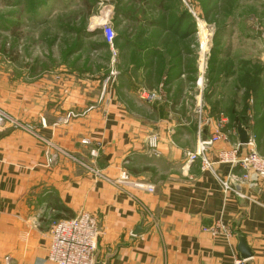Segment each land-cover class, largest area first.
I'll use <instances>...</instances> for the list:
<instances>
[{
	"label": "crops",
	"instance_id": "obj_1",
	"mask_svg": "<svg viewBox=\"0 0 264 264\" xmlns=\"http://www.w3.org/2000/svg\"><path fill=\"white\" fill-rule=\"evenodd\" d=\"M69 73L0 86V108L9 116L0 132V264H55L48 259L54 222L82 211L97 216L96 254L105 261L112 253L110 264H264V185L246 189L247 198L226 193L213 172L185 160L201 135L216 130L220 109L210 106L214 121L199 135L182 72L158 85L155 100L144 98L139 84L125 89L119 79L103 91L83 84L81 70ZM70 112L69 123H57ZM238 127L227 119L228 140L212 147V159L241 143ZM256 149L264 153L261 143ZM47 151L57 153L52 165ZM123 168L155 191L119 185ZM143 219L146 230L135 234ZM218 224L221 233L209 230ZM241 235L251 257L241 255Z\"/></svg>",
	"mask_w": 264,
	"mask_h": 264
},
{
	"label": "rangeland",
	"instance_id": "obj_2",
	"mask_svg": "<svg viewBox=\"0 0 264 264\" xmlns=\"http://www.w3.org/2000/svg\"><path fill=\"white\" fill-rule=\"evenodd\" d=\"M70 69L103 91L110 77L107 87L120 79L125 89L160 92L182 72L190 118L202 99L208 114L211 106L246 122L264 147V0H0V86Z\"/></svg>",
	"mask_w": 264,
	"mask_h": 264
},
{
	"label": "built area",
	"instance_id": "obj_3",
	"mask_svg": "<svg viewBox=\"0 0 264 264\" xmlns=\"http://www.w3.org/2000/svg\"><path fill=\"white\" fill-rule=\"evenodd\" d=\"M103 35L111 47L115 45L116 31L112 22L105 23L103 27ZM108 78L107 82L109 81ZM105 84L104 91L107 87ZM143 97L148 100L158 99V92L143 91ZM195 112L197 115V123L199 135L204 132L207 126L213 123V116L208 114V106L203 103L202 99H198ZM74 117L73 112L58 117L57 123H69ZM9 118L0 108V132L6 127V121ZM216 130L208 136L201 135L199 137L195 150L185 153L187 164L199 161L201 167L205 170L213 172L220 181L223 190L226 193H235L239 197L247 198V190L252 189L258 183L264 185V153H260L256 149L255 139L247 143L249 150L242 152L241 145L235 144L229 148H221L217 151V159L214 160L209 156L212 147L219 141H227L228 134L222 129L227 122L226 116L222 113L219 120L216 119ZM87 142V141H84ZM153 151L157 153L158 136L153 135L151 140ZM96 152L93 151V154ZM57 153L47 151V165L54 163ZM224 165H230L228 171H223ZM223 167V168H222ZM239 168V171L236 170ZM117 183L122 187H135L148 191H155V186L144 181L133 179L130 171L123 168L117 178ZM221 226L215 225L209 227L213 233H221ZM100 226L98 218L95 214L82 211L78 215L69 218H62L54 222L49 246V261L55 264H94L98 242L100 237ZM236 264H246L243 259H237Z\"/></svg>",
	"mask_w": 264,
	"mask_h": 264
},
{
	"label": "water",
	"instance_id": "obj_4",
	"mask_svg": "<svg viewBox=\"0 0 264 264\" xmlns=\"http://www.w3.org/2000/svg\"><path fill=\"white\" fill-rule=\"evenodd\" d=\"M238 135H239V140L241 142V144H247L251 141V135H250V132L248 130V128L242 123H238ZM144 219L143 221L136 227L134 233L135 234H139V233H142L144 232L146 229L143 227L144 225ZM240 251H241V255L245 258L247 257H251L252 256V250L251 248L248 246L247 244V240H246V237L245 236H240ZM98 253L95 255V259H94V264H110V259H111V254L107 255L105 261H101L98 259Z\"/></svg>",
	"mask_w": 264,
	"mask_h": 264
},
{
	"label": "trees",
	"instance_id": "obj_5",
	"mask_svg": "<svg viewBox=\"0 0 264 264\" xmlns=\"http://www.w3.org/2000/svg\"><path fill=\"white\" fill-rule=\"evenodd\" d=\"M36 4V2H33L32 3V5H35ZM17 24V23H16ZM74 32H75V40H76V42H75V44H74V46L72 47V50L71 51H73V50H77L78 49V47L82 44V41H84L83 40V32H84V29L82 28V29H75L74 30ZM103 33V32H102ZM104 36V35H103ZM115 41H116V39H115ZM117 42V41H116ZM69 55H73L72 53L71 54H69ZM157 56V55H156ZM240 122H242L246 127H249L248 126V124L246 123V122H244V121H242V120H237L235 123H240Z\"/></svg>",
	"mask_w": 264,
	"mask_h": 264
}]
</instances>
